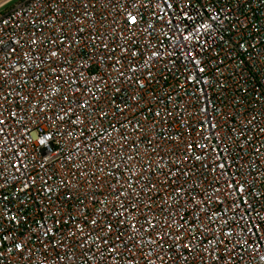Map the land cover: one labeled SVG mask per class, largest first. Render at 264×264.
I'll return each mask as SVG.
<instances>
[{
	"label": "built area",
	"instance_id": "obj_1",
	"mask_svg": "<svg viewBox=\"0 0 264 264\" xmlns=\"http://www.w3.org/2000/svg\"><path fill=\"white\" fill-rule=\"evenodd\" d=\"M0 264H264V0L1 13Z\"/></svg>",
	"mask_w": 264,
	"mask_h": 264
},
{
	"label": "rangeland",
	"instance_id": "obj_2",
	"mask_svg": "<svg viewBox=\"0 0 264 264\" xmlns=\"http://www.w3.org/2000/svg\"><path fill=\"white\" fill-rule=\"evenodd\" d=\"M21 0H0V14L13 7Z\"/></svg>",
	"mask_w": 264,
	"mask_h": 264
},
{
	"label": "snow or ice",
	"instance_id": "obj_3",
	"mask_svg": "<svg viewBox=\"0 0 264 264\" xmlns=\"http://www.w3.org/2000/svg\"><path fill=\"white\" fill-rule=\"evenodd\" d=\"M131 21H133V22H134V21H135V17H131Z\"/></svg>",
	"mask_w": 264,
	"mask_h": 264
}]
</instances>
